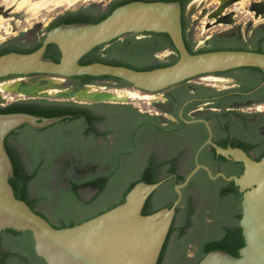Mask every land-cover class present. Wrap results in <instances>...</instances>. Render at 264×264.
I'll return each instance as SVG.
<instances>
[{"label":"water","instance_id":"95a60500","mask_svg":"<svg viewBox=\"0 0 264 264\" xmlns=\"http://www.w3.org/2000/svg\"><path fill=\"white\" fill-rule=\"evenodd\" d=\"M182 3L179 0H134L115 8L99 22L61 23L43 34L41 46L28 53L11 51L0 55V84L11 96L20 99L44 98L73 101L79 104L125 103L116 90L97 83L77 87L74 76H112L123 79L135 89L156 93L191 78L241 67L264 69V52L251 50H214L191 53L187 48ZM250 23L244 33L249 34ZM43 24L36 25L42 30ZM168 34L176 48L168 55L175 63L149 70H138L124 65L95 61L82 64L80 60L94 48L105 45L126 34L142 38L146 33ZM235 32L218 33L233 36ZM50 44L61 52L59 61L46 56ZM42 75L32 79V75ZM0 102L5 103L0 90ZM2 105V104H0ZM2 106H5L4 104ZM68 117L38 116L27 112L0 113V244L7 229L29 231L34 249L46 264H158L174 223L177 207L185 188L200 168L211 178L223 177L234 181L242 194V215L239 224L245 244L239 255L213 249L198 264H264V157L260 160L242 148L222 147L211 140L218 155L241 162V175L227 176L223 172L213 175L209 167L197 164L185 180L175 185L177 199L171 207L143 214L149 197L159 190L170 177L158 182H137L125 195V200L103 213L79 224L55 227L37 213L23 199L16 196L10 179L15 176L14 164L7 150L6 138L24 125L40 130ZM77 198L91 202L101 191L97 183L74 187Z\"/></svg>","mask_w":264,"mask_h":264},{"label":"flooded vegetation","instance_id":"af4514ba","mask_svg":"<svg viewBox=\"0 0 264 264\" xmlns=\"http://www.w3.org/2000/svg\"><path fill=\"white\" fill-rule=\"evenodd\" d=\"M197 1L188 0L182 5L188 25L187 35L193 39L195 49L205 46L218 50L264 52V20L257 21L258 15L264 16V0H254L249 4L255 16L252 15L246 21L235 19L236 8L244 12L240 8L242 0H207L210 9L203 7L202 16L196 21L194 11ZM208 14L209 19H215V22L207 23L208 27L224 23L230 26L226 32H235V35L216 34L198 45L193 38L194 28ZM248 23L249 34L246 35L244 30ZM167 50L175 52L162 49L158 53ZM156 57L159 58L157 54ZM136 90L152 97L150 100L155 110L143 109L133 102L98 103L94 108L105 119L98 122L97 126L107 133L95 139L90 136L79 137L73 146L66 147L65 142H62L64 134L58 139L38 136L20 138L10 134L6 138V145L24 156L27 166L31 165L32 156H57L53 159L52 177L47 185L48 188L51 186L54 193L61 187L69 190L72 178L86 181L93 175L111 171L114 162H118L124 170H138L153 157L158 162L168 161L163 164L165 169L171 166L178 172H190L199 163L209 167L213 175L219 172L226 174V170H232L236 161L222 160L209 140L225 148H242L253 157H264V69L241 67L204 74L156 93ZM206 173L210 177L204 168L198 170L185 196L194 203L197 194L206 197L204 217L196 221L194 214L192 225L182 237L177 228L173 230L163 249L162 264H198L202 260L203 242L207 238L217 237L219 231L232 227L235 222L236 215L226 204L229 196H217V187L224 185L220 180L216 182L221 176L210 177L209 182L205 179ZM43 184L42 179L33 182L31 195L35 196ZM94 199L82 204L89 205ZM49 201H52L53 206L58 204L54 198ZM43 202L37 201L35 209L49 216L39 207ZM175 219L177 227L182 224L183 215L179 214ZM50 221L55 223L53 218ZM24 240L10 230L4 231L0 244V264H44V259L36 252V259L30 257Z\"/></svg>","mask_w":264,"mask_h":264},{"label":"trees","instance_id":"16d2710c","mask_svg":"<svg viewBox=\"0 0 264 264\" xmlns=\"http://www.w3.org/2000/svg\"><path fill=\"white\" fill-rule=\"evenodd\" d=\"M134 0H113L104 9L91 5L86 8H80L76 11H67L53 20L47 27V30L58 26L61 23H75V22H99L106 18L111 12L120 5L126 4ZM152 1V0H146ZM171 1V0H166ZM182 5H185L188 0H179ZM184 38L187 48L191 53H202L207 51L218 50L216 47L208 48L201 47L195 49V43L192 38H188L187 35V23L185 17L182 14ZM43 37L37 40L34 44L24 45L18 41H8L0 44V55L17 51L21 53H28L38 49L42 44ZM162 49H171L176 51L175 45L171 37L166 33H146L142 38H137L135 34H126L122 38L113 40L107 47L100 45L89 53L84 55L80 62L82 64H88L95 61L104 62L107 64L124 65L138 70H149L158 67H164L176 62L169 61L168 57L165 59H159L156 54ZM262 52V51H261ZM46 56L52 58L55 61H59L61 52L56 44H50L47 48ZM42 75H32V79L41 77ZM74 85L82 87L86 84H105L106 82L113 83L118 87L131 88L132 85L127 81L112 77V76H74L70 78ZM96 104V103H95ZM95 104H79L73 101H56L44 98L36 99H22L17 100L8 105H0V113L10 112H27L38 116L54 117L63 114H70L68 117L54 125L47 128L36 130L29 125H24L21 128L15 130L12 134L20 138H35V137H49L58 139L64 134V140L62 142L65 146H73L75 141L79 137L90 136L92 139L97 138L100 134H106V131L100 130L97 126L98 122L105 119V116L99 114L95 110ZM160 130L159 124H155ZM7 150L11 156L14 164L15 176L10 179L15 194L18 198L25 200L33 210L44 216L50 221L53 218L54 222H51L55 227L62 228L67 226H73L79 224L87 219L95 217L106 210H109L116 205L122 203L125 200L127 192L139 181H145L148 183L158 182L166 177H170L167 182L155 193H153L147 200L143 209V214L153 213L164 207H171L174 201L177 199V192L175 185L185 180L189 172H178L171 166L164 168L163 164L168 162L166 160L158 162L156 158H151L143 168L138 170H124L119 167L118 162H114V168L106 173L93 175L87 178L86 181H77L71 179V187L69 190L61 187L57 193H54L51 186L47 187L52 177L51 166L53 159L57 156H32V163L30 166L26 165L24 156L18 154L9 145ZM263 156L254 157L260 160ZM222 160H226L223 156H220ZM232 170H226L227 175H241L244 170V165L241 162H235ZM47 170H44L46 169ZM205 172V171H204ZM199 174V173H198ZM197 176V175H196ZM196 176L194 178H196ZM194 178L190 181V184L182 189L183 197L180 205L177 207V214L183 215V222L179 226H175V221L172 225L169 237L173 230L177 228L179 230V236L182 237L186 234L188 228L192 225V218L196 211V204L193 200L186 199V190L192 184ZM38 179H42L45 184L42 185L40 191L35 195H31V184L37 182ZM205 179L211 182L210 177L207 175ZM223 182V186L217 187L218 197H228L227 205L231 208V211L236 215L235 222L232 227H226L223 231L217 233V237L207 238L202 245L201 259L211 250L220 249L227 251L234 256L239 255V249L244 246L245 241L242 233V228L239 224L241 218V200L242 194L238 190V187L234 184V181H225L222 177L218 181ZM97 183L101 187L100 193L89 205H84L77 198L74 191V187L81 183ZM46 185V186H45ZM54 198L58 201V204L52 207L54 216L49 217L45 213L39 212L35 209L34 204L41 201H49ZM176 220V219H175ZM16 234L20 238H24L26 251L31 258L36 259L34 249V239L32 233L18 232L13 229H7ZM20 240V239H19ZM165 251L163 250L158 264H162ZM200 261V260H199ZM44 264H46L44 262Z\"/></svg>","mask_w":264,"mask_h":264},{"label":"rangeland","instance_id":"374dc122","mask_svg":"<svg viewBox=\"0 0 264 264\" xmlns=\"http://www.w3.org/2000/svg\"><path fill=\"white\" fill-rule=\"evenodd\" d=\"M32 1L35 2L37 0H32ZM111 1L113 0H88V1L81 0L71 6H69L68 4H64V5H60L55 8H52V9H43L41 13L35 19L31 21H28L26 20V18L22 17L24 20L23 23H21L19 27L15 28L14 31L11 30V33L6 32L5 29L1 31L2 38L0 39V44L8 42V41H13V40L18 41L24 45L34 44L37 40L43 37V34L47 30L48 25L53 20H55L57 17L66 13L67 11H76V10H79L80 8H86L91 5H97L104 9L105 7H107V5ZM238 6L239 5H236L235 7H238ZM203 7L210 9L211 6L209 5V2L207 0H205L203 3L201 2V0H198L195 4V11H194V18H196V21L199 18H201L203 14L202 12ZM12 10L13 9H10L8 10V12L9 11L11 12ZM247 10L248 11H246L245 9H242V11L244 12H239V10L236 8V12H235L236 21H246L249 18H251L252 15L253 17L255 16L254 13L251 12L252 10L250 8ZM12 16L21 17V14H16V15L14 14V15H11L10 17ZM208 16L209 14L203 17L201 21L198 22V25L195 26L194 28L193 38L195 41L198 42V45L204 44L205 40L208 37L214 36L218 33L226 32L230 29V26L225 25L224 23L213 24L211 27H208V24H207L208 22H211V23L215 22V19L211 20L208 18ZM38 23L43 24L42 30L36 29V25ZM171 52L172 51L167 50L161 53H157V55L159 59H165L166 57H168V55L171 54ZM101 85H106L111 90H115L116 88H119L117 85L113 83H109V82H106L105 84H101ZM119 90L122 92L126 90V91L137 92L141 94L142 98L141 97H131V99H129V102H133L136 105H139L141 108L146 109V110H153V111L155 110L152 106V100H150L152 98L151 96L143 95V93L137 91L134 87L119 89ZM3 97L7 99V102L5 103L0 102V104L2 105L3 104L8 105L20 99L18 96H11L10 94H6L4 92H3ZM35 192H36V186L33 187V193ZM51 202L52 201H49V202L45 201L39 204V207L44 209L49 214L50 217H53L54 216L53 211H52L53 203ZM195 204H196V211H195L194 217H195V220L197 221L198 219L204 217L205 209H206V197L202 194H197Z\"/></svg>","mask_w":264,"mask_h":264},{"label":"bare ground","instance_id":"6f19581e","mask_svg":"<svg viewBox=\"0 0 264 264\" xmlns=\"http://www.w3.org/2000/svg\"><path fill=\"white\" fill-rule=\"evenodd\" d=\"M79 1L81 0H37L35 2L32 0H0V39L2 38L1 31L3 29H5L6 32L11 33V30L14 31L15 28L19 27L21 23H23L24 21L23 18H26V20L31 21L35 19L43 9H52L64 4H68L69 6H71ZM83 1H88V0H83ZM215 1L221 2L222 0H215ZM253 1L254 0H242L240 3L241 6L240 8L248 11L247 9L250 8L249 4H252ZM10 9L13 10L11 12L10 11L8 12V10ZM237 9H239V7ZM14 14L15 15L21 14V17H17V16L10 17L11 15ZM262 20H264V16L258 15L257 21H262ZM0 90L6 94H9L6 91L4 84L2 83L0 84ZM116 92L119 97H123L127 99H131V97L142 98V95L137 92H130L126 90L122 92L119 89L116 90Z\"/></svg>","mask_w":264,"mask_h":264}]
</instances>
